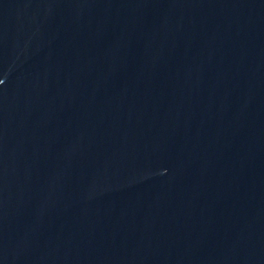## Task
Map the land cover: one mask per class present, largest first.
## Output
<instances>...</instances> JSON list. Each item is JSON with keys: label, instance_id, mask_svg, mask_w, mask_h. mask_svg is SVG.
I'll list each match as a JSON object with an SVG mask.
<instances>
[{"label": "water", "instance_id": "obj_1", "mask_svg": "<svg viewBox=\"0 0 264 264\" xmlns=\"http://www.w3.org/2000/svg\"><path fill=\"white\" fill-rule=\"evenodd\" d=\"M0 264H264V0H0Z\"/></svg>", "mask_w": 264, "mask_h": 264}]
</instances>
